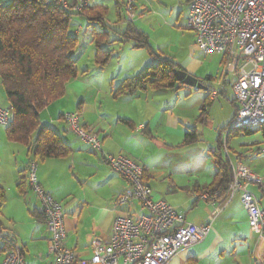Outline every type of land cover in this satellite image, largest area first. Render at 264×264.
Instances as JSON below:
<instances>
[{"label": "crops", "instance_id": "0c3cea01", "mask_svg": "<svg viewBox=\"0 0 264 264\" xmlns=\"http://www.w3.org/2000/svg\"><path fill=\"white\" fill-rule=\"evenodd\" d=\"M72 1L77 2L78 0ZM86 4L96 3L86 0ZM118 20L117 24H115L117 28L113 27L111 23L108 24L117 30H121L123 26L128 25L121 17L120 11H118ZM93 27L99 30L98 26H88V21L82 17L74 16L72 19L70 29L72 32L78 30V43L74 56L78 67L77 75L81 78L88 74L85 67L79 69V63H81L87 51L93 59L94 67H98L102 71H111V62L113 60L118 62L124 57V47L130 48L126 46L129 42L102 43L104 49L110 51V58L105 66L99 67L94 61V44L91 36ZM80 34H82L81 39ZM111 35L109 39L115 37V35L113 37ZM196 49L197 47L193 44L191 54ZM190 57L192 56L190 55ZM219 61H223L222 57L219 58ZM149 62L151 63L152 61H148V64ZM179 66L198 79H203L207 75L212 76L211 73L200 75L203 69L201 70V66L193 62L192 58H188ZM138 71V65L135 64L126 70L127 74L124 77H131ZM123 73V70H119L116 77H112L110 86H114V90L120 81L124 79L123 77L119 80L121 78L120 75ZM75 81L70 80L65 85L64 95L50 103L39 113L40 125L57 132L71 150L68 155L63 157L39 159L36 156V161H38L37 178L40 185L64 207L65 243L69 249H72L77 254V260H87L91 257L90 242L93 237L98 238L101 243H106L110 239L114 219L118 213L124 212L134 217L139 212V207L134 203L128 206L115 205L116 196L127 187V183L120 174L113 171L106 164L103 159L104 154H122L143 166V179L151 187L155 199L163 200L176 210L182 211L186 220L190 223L196 225L206 223L212 213L213 205L223 200L226 193L207 188L214 181L215 173L212 177L211 175L208 178L201 176L197 180L195 176H191L186 184L182 185L185 187L188 197L179 198L175 196V190L168 191L167 189L159 190L154 188V183H152L154 180L153 172L146 166L148 161L146 154L149 153L150 144L158 147H166L168 145L187 146L199 140L200 132L197 131L196 125L190 124L189 113L190 109L194 113V108L200 107L199 119L205 120L202 115L206 113L208 108L205 111H201V108L204 99L208 95L207 91L190 89L185 86L165 90L146 88L145 90H137L130 95H114L113 90V96L116 98L113 99L115 102L113 105L120 108L115 111L109 108L102 109L100 102L90 106L93 107L90 110L86 100L79 99L74 109L69 110V112L77 111L80 122L83 125L91 126L99 138L102 135L101 151H96L82 140L69 137L66 130L68 128L61 117L66 112L63 107L64 102L69 97L74 96V94H68V90L69 87H75L72 85ZM204 83L209 84V81H204ZM83 90L84 88L77 91L76 96L78 97ZM151 91L155 98L149 99L147 95ZM195 92L201 95L193 101V106L187 108V110L175 112L176 105L188 103L186 101L190 97L199 95ZM167 93L175 94L173 103L165 102L166 98L163 97ZM163 101L164 103H162ZM7 104L6 102V105L2 107L7 106ZM52 105H54L53 110L47 113L45 110ZM226 125L219 127L216 143L219 140V132ZM191 127H195L198 135L197 139L192 143H183L185 133ZM4 130L6 138L9 140L6 126ZM228 132L224 143L220 135L225 157L229 158L232 163L237 160L246 163L255 173L262 177L264 183V158L259 162V157L264 155V145L262 146L264 138L261 132L256 131L253 133L260 134L258 141L254 142L253 148H245V150L249 149L255 154L230 148L228 143V148H225ZM35 133L31 136L32 138L35 137ZM232 133H230L232 137H238V135L233 136ZM12 141L20 143L15 140ZM20 144L24 147V155H22L23 152L19 150V147H12L9 152L7 150V159L3 160L0 152V164L6 163L7 165V173L5 175L0 173V186L5 193V202L0 208V243L4 240L2 236L6 235L7 238L14 239L16 247L21 249L26 264H51L52 256L46 253L47 227L43 217L37 211V198L26 180L27 162L33 154L28 151L26 145ZM217 145L218 143L216 148L212 149L214 154L217 152ZM256 149H260V151L257 152ZM253 155H255L253 159L258 158V160L250 165L248 160L252 159ZM20 183L21 185H19ZM174 184L176 185V183ZM248 189L263 205L264 188L250 185ZM202 194H207L210 200L200 197ZM189 204L190 206H188ZM194 207V212L188 215L187 211ZM7 222H10V224ZM257 238L258 232L247 224V214L237 193L214 218L206 237L193 243L190 247L179 250L167 264H264L263 247L259 244ZM5 250L0 252V261L4 256Z\"/></svg>", "mask_w": 264, "mask_h": 264}, {"label": "built area", "instance_id": "2783aa9c", "mask_svg": "<svg viewBox=\"0 0 264 264\" xmlns=\"http://www.w3.org/2000/svg\"><path fill=\"white\" fill-rule=\"evenodd\" d=\"M54 1L73 12H80L86 4V0ZM130 5L129 1L127 10ZM185 27L193 32L199 52L223 59V69L216 76L217 86L208 87L207 94L212 101L225 84L230 85L236 107L227 132L260 129L264 125V0H190ZM228 73L232 74V81L228 80ZM9 117L10 109L0 106V124L7 125ZM62 119L84 143L101 151L102 140L91 126L80 122L77 111L63 113ZM103 159L127 183L116 196L115 205L134 203L139 212L134 217L118 213L106 243L92 238V254L87 260H77V254L66 246L64 207L40 185L36 159L31 157L27 162L26 180L47 227L46 253L52 256L51 264H167L179 250L206 237L214 218L237 193L248 226L258 232L264 257V204L248 189L250 185L264 188V183L246 163H232L228 158L231 178L225 198L213 205L206 223L196 225L188 222L182 211L153 197L151 187L143 180V166L122 154H104ZM200 197L210 200L207 194ZM0 264L26 263L21 249L14 246L4 252Z\"/></svg>", "mask_w": 264, "mask_h": 264}, {"label": "trees", "instance_id": "16d2710c", "mask_svg": "<svg viewBox=\"0 0 264 264\" xmlns=\"http://www.w3.org/2000/svg\"><path fill=\"white\" fill-rule=\"evenodd\" d=\"M107 12L108 8L102 4H85L80 12H73L63 9L54 0H0V81L7 107L10 109L6 131L9 139L26 145L35 159L36 156L39 159L63 157L71 150L57 132L40 125L39 113L50 103L61 98L67 82L77 76L78 67L74 53L78 32H72L70 29L74 16L87 20L88 26L99 27V30L94 27L91 30L94 61L99 67L105 66L110 58V51L105 50L102 45L104 42L127 43L130 39L136 40L132 47L145 48L150 55H154L151 63L135 75L121 80L114 90V95H130L146 88L165 90L185 87L173 76L175 69H182L177 62L162 54H155L145 32L129 24L121 30L112 28L106 18ZM111 33L115 37L109 39ZM212 78L207 75L198 80L208 88L211 84L204 81H210ZM210 102L207 95L201 111H205ZM232 104L235 106L234 101ZM231 120L221 131L230 125ZM221 131L217 152L214 154V181L207 188L226 192L231 172L227 157L221 153ZM256 131H260L264 138V125L254 130H230L228 138L232 132L235 136L240 133L251 135ZM33 133L36 134L34 138L31 137ZM197 136L195 127H191L185 133L183 143H192ZM228 138L225 148H228ZM256 151L259 152L260 149ZM4 202L5 193L0 186V208ZM2 238L4 240L0 243V252L16 246L14 239L7 238L6 235Z\"/></svg>", "mask_w": 264, "mask_h": 264}, {"label": "rangeland", "instance_id": "374dc122", "mask_svg": "<svg viewBox=\"0 0 264 264\" xmlns=\"http://www.w3.org/2000/svg\"><path fill=\"white\" fill-rule=\"evenodd\" d=\"M83 0H78L80 3ZM91 3L102 4L108 8L107 20L113 27L117 28L115 24L118 20V11L121 13V17L124 22L145 32L148 43L150 44L152 51L155 54L163 55L172 58L178 64H182L188 58H192V61L201 66L200 75L212 74V79L209 83L213 86H217L216 76L223 69V63L219 61L220 55H204L197 49L191 54V48L195 44V36L193 32L185 28L186 18L189 10L190 0H89ZM130 1L131 5L127 10V3ZM123 26V28H125ZM114 34L111 35L113 37ZM82 34H80L81 39ZM136 41V40H135ZM134 40L130 39L129 44L124 47V57L116 62H111L112 70L102 71L98 67H94L93 59L89 55L88 51L84 54V58L79 63V69L85 67L88 74L81 78L76 76L71 81H75V87H69L68 94H74L64 102V111L69 112L74 109L76 102L79 99L86 100L88 106H93L97 102L101 103L102 109L109 108L112 111L118 110L117 106H114L113 90L114 86H110L112 77H116L119 70H123L124 73L120 75L122 79L128 70L133 65H138V70L148 65V61H152L154 55H150L145 48H132L135 43ZM137 42V41H136ZM196 46V44H195ZM190 55L192 57H190ZM90 56V57H89ZM150 63V62H149ZM78 74V73H77ZM125 78V77H124ZM228 80L232 81L233 76L231 73L227 74ZM123 80V79H122ZM77 82H79L77 84ZM68 83V82H67ZM67 87V86H66ZM81 91V94L76 96V92ZM190 89H194L189 87ZM224 90V91H223ZM221 90L217 99L210 102L207 106V111L202 116L205 120H200V107L194 108V113L190 109L189 121L190 124L197 126V131L200 132L199 140L193 144L187 146H166L158 147L152 144L149 145V153L146 154L148 161L146 166L150 171L153 172L154 180L152 183L155 189L159 190H175V196L182 198L183 196L188 197L185 187L182 185L186 184L187 180L191 176H195L196 180L198 177L205 176L208 178L215 173L214 153L212 149L216 148V138L219 127L224 124H228L233 114L234 105L231 103L233 98V92L229 84L224 85V89ZM149 91V90H148ZM196 93V92H195ZM199 95H193L188 99V103H179L175 106V112L187 110L193 106V101L199 98ZM148 98H155V95L148 92ZM183 96V95H181ZM163 98L166 101L172 102L175 98L174 93H167ZM116 99V98H115ZM183 99V97H181ZM186 100V98H184ZM5 92L0 81V106L6 105ZM164 103V101L162 102ZM54 105L48 107L45 111L49 113L53 110ZM93 107H90V110ZM64 112V113H66ZM193 113V114H192ZM47 115V114H46ZM193 115V116H192ZM195 115V116H194ZM128 125V124H126ZM5 126L0 124V152L2 159H7L8 152L12 147H19L20 151L24 155V147L20 143L13 142L11 139L6 138ZM129 126V125H128ZM229 126L221 131V140L224 143L226 133ZM67 134L73 139H80L69 129ZM260 134L245 135L240 133L238 137L229 138L228 145L230 148L235 150L245 151L246 153H253L246 147H252L255 145V141H258ZM102 135L100 136L101 139ZM81 140V139H80ZM254 144V145H253ZM264 144H262L263 146ZM224 153V148H221ZM255 154V152L253 153ZM33 157V156H31ZM30 157V158H31ZM253 155L248 160V163H256L258 158H254ZM259 162L264 155L259 157ZM38 163V161H37ZM2 166V167H1ZM0 173L5 175L7 173L6 163L0 164ZM176 183V185L174 184ZM254 189V188H252ZM190 206V204L188 205ZM195 207L187 211L188 215L194 212ZM10 224V222H7ZM5 223L6 225H8ZM18 227V226H16Z\"/></svg>", "mask_w": 264, "mask_h": 264}, {"label": "water", "instance_id": "95a60500", "mask_svg": "<svg viewBox=\"0 0 264 264\" xmlns=\"http://www.w3.org/2000/svg\"><path fill=\"white\" fill-rule=\"evenodd\" d=\"M173 76L176 81L181 82L183 85L187 87L194 88L195 90H206L207 87L202 84L196 76L193 74L187 73L183 69H175L173 71Z\"/></svg>", "mask_w": 264, "mask_h": 264}]
</instances>
